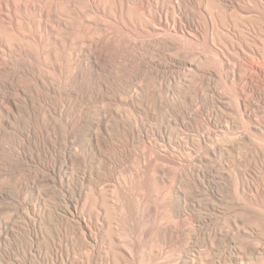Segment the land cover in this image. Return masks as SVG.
<instances>
[{"label":"rangeland","instance_id":"374dc122","mask_svg":"<svg viewBox=\"0 0 264 264\" xmlns=\"http://www.w3.org/2000/svg\"><path fill=\"white\" fill-rule=\"evenodd\" d=\"M243 72L264 125V0H0V264L264 253L263 195L257 215L226 189L241 137L260 132Z\"/></svg>","mask_w":264,"mask_h":264},{"label":"bare ground","instance_id":"6f19581e","mask_svg":"<svg viewBox=\"0 0 264 264\" xmlns=\"http://www.w3.org/2000/svg\"><path fill=\"white\" fill-rule=\"evenodd\" d=\"M250 17V16H249ZM249 20V19H248ZM246 24V23H245ZM263 25V24H262ZM248 26V24H247ZM254 28V27H253ZM244 30V29H243ZM256 36V35H255ZM244 37V36H243ZM244 74V72H243ZM242 74V75H243ZM245 75V74H244ZM244 80L242 81V106H243V113L246 116L247 119H249L254 126L260 131L259 135L263 134L264 137V125L263 123L261 124L260 121L258 120V118L256 117V115L253 113L252 108H261L263 106L259 105V103H257L256 101H253L250 95V91L248 89L249 85V81L248 77L245 75V77L243 78ZM264 92V91H263ZM262 90H260V88H257L255 90H253V92L251 91L252 95H263ZM260 102V101H259ZM257 111V110H256ZM256 113V112H255ZM258 114V113H257ZM234 122V121H233ZM94 131V130H93ZM245 132V131H244ZM246 134L243 135V137H241L240 140V145H241V150L239 148L240 151L239 154H237L238 156H236L235 158H231L229 159L230 163L232 164L233 168L234 166L236 167V172H237V184H238V192L235 191V189L233 188V176L228 174L226 176V189L228 192L229 198L232 203H239V202H244V206L246 207L247 211H252V213H256L257 215L259 214V211L257 210V206L260 203V199L257 198L258 193L263 195V199H261V201L263 200V208H264V174L261 175L262 173H264V143L260 140V138H262L261 136H255L254 138L249 139L250 135L247 134L246 132L244 133ZM43 135V134H42ZM50 135V134H49ZM96 136V135H95ZM45 137V136H44ZM41 139V138H40ZM44 139V138H43ZM54 139V138H53ZM94 140H97V138H95ZM30 141V140H29ZM44 141V140H43ZM22 143V142H21ZM230 143V142H229ZM202 145V144H201ZM72 146V145H71ZM24 147V146H23ZM49 149V148H48ZM215 149V148H214ZM231 150V149H230ZM214 151V150H213ZM229 150L227 149V152ZM10 152V151H9ZM198 152V151H197ZM207 152V151H206ZM231 152V151H230ZM28 153V152H27ZM229 153V152H228ZM63 154V153H62ZM71 154V153H70ZM74 154V153H73ZM76 155V154H75ZM227 155V154H226ZM233 155V154H232ZM77 156V155H76ZM195 156V155H194ZM228 156V155H227ZM230 156V153H229ZM228 156V157H229ZM73 158V157H72ZM27 159V158H26ZM53 159V158H52ZM227 161V159H226ZM229 161H227V164L229 165ZM71 167V166H70ZM230 167V166H229ZM232 168V167H231ZM54 169V168H53ZM24 170V169H23ZM159 171V170H158ZM72 172V171H71ZM160 173L159 176L160 177H164L165 175V169L161 168L160 169ZM38 174V173H37ZM36 174V175H37ZM188 175V174H187ZM66 176V175H65ZM166 176V175H165ZM210 178V177H209ZM233 178V179H232ZM23 180V179H22ZM162 180V179H161ZM44 182V181H43ZM214 182V181H213ZM11 183V182H10ZM260 185H259V184ZM21 184V183H20ZM49 185V184H48ZM6 186V185H5ZM262 186V188L260 187ZM92 190V189H91ZM82 191V190H81ZM9 192V191H8ZM38 192V191H37ZM83 192V191H82ZM43 193L42 191H39L37 193V198L39 200H41L43 198ZM1 194V193H0ZM82 195V194H81ZM261 195V196H262ZM260 196V197H261ZM79 197H81L79 195ZM259 197V198H260ZM262 198V197H261ZM46 200V199H45ZM87 200V199H86ZM246 202H245V201ZM80 198H77L75 200H73L71 203L75 205V207H77L78 205H80ZM86 202V201H85ZM83 203V202H82ZM32 204V203H31ZM30 202L29 204H27L28 206H30L32 209H35V206L31 205ZM1 205V204H0ZM18 205V204H17ZM24 205V204H23ZM83 205V204H82ZM15 207V206H14ZM25 206H23V208H21L18 212V217H23L24 214L27 212L24 208ZM28 207V208H30ZM79 207V206H78ZM77 207V208H78ZM239 207V206H238ZM244 207V208H245ZM36 210V209H35ZM79 210V209H78ZM81 210V209H80ZM98 210V209H97ZM109 210V209H108ZM26 211V212H25ZM70 211V210H69ZM77 211V209L75 210ZM73 213V212H72ZM71 213V214H72ZM1 214V213H0ZM6 214V213H5ZM30 214V213H29ZM64 214V213H63ZM248 214V213H247ZM261 214V213H260ZM263 215V214H262ZM72 217V220L76 222V224H78V226L80 225V227L82 228L83 232H84V236L86 237V240L92 239L94 236V234L92 235V230L88 221V218H86V216L82 215L79 211L75 212ZM2 217V216H0ZM5 217V216H4ZM70 217V216H69ZM100 217V216H99ZM12 218V217H11ZM25 218V217H24ZM255 218V217H254ZM257 218V217H256ZM71 219V218H70ZM91 218L89 217V220ZM113 219V218H112ZM7 220V219H6ZM258 220V219H257ZM255 220V224L254 225H260V223H258V221ZM113 221V220H112ZM26 222V221H25ZM247 222V221H246ZM6 223V222H5ZM35 223V222H34ZM92 223V222H91ZM253 223V222H252ZM251 222H249L246 225V232H248L251 235H255L257 234L260 230H257V228L259 229V227L255 228L253 227V224ZM8 224V223H7ZM246 224V223H245ZM9 225V224H8ZM11 225V224H10ZM35 225V224H34ZM75 225V224H74ZM9 227V226H8ZM18 227V226H17ZM77 227V225H76ZM169 227V226H168ZM263 227V226H262ZM261 227V228H262ZM13 226H10L9 229H12ZM7 229V228H6ZM5 229V230H6ZM81 230V229H80ZM9 231V230H8ZM18 231V230H16ZM13 232V231H12ZM8 233V232H7ZM38 233V232H37ZM29 234V233H28ZM38 235V234H37ZM49 235V234H48ZM108 236V235H107ZM264 236V235H263ZM62 239V238H61ZM85 239V238H84ZM240 239V238H239ZM48 240V239H47ZM94 240V239H93ZM92 240V241H93ZM17 242V241H16ZM91 242V241H90ZM240 243H237L236 241L233 242L232 244V260L235 257L237 259V263L238 264H259V263H264V253L261 250V246H256V255H250L249 253H247L246 251H242L240 248V245H238ZM239 247V248H238ZM25 248V247H24ZM99 248V247H98ZM110 248V247H109ZM66 249V248H65ZM68 251V250H67ZM110 251V250H109ZM34 252V251H33ZM65 252V251H64ZM113 252V251H112ZM230 254V253H229ZM228 254V255H229ZM2 256V255H1ZM93 256V255H92ZM227 256V254H226ZM226 258V257H225ZM1 259V258H0ZM17 259V258H16ZM49 259V258H48ZM47 259V260H48ZM52 259V258H51ZM192 259V258H191ZM229 259V258H228ZM92 260V259H91ZM50 261V260H49ZM30 262V261H29ZM82 262V261H81ZM86 262V260H85ZM88 262V261H87ZM61 263V261H60ZM80 263V262H79ZM112 263V262H111ZM114 263V262H113ZM192 263L195 264V261H193L192 259ZM57 264V263H56ZM62 264V263H61ZM81 264H85V263H81ZM88 264V263H87Z\"/></svg>","mask_w":264,"mask_h":264}]
</instances>
